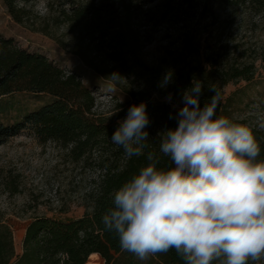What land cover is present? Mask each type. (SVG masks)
I'll use <instances>...</instances> for the list:
<instances>
[{
	"label": "rangeland",
	"instance_id": "1",
	"mask_svg": "<svg viewBox=\"0 0 264 264\" xmlns=\"http://www.w3.org/2000/svg\"><path fill=\"white\" fill-rule=\"evenodd\" d=\"M84 1L30 0L25 4L28 18L17 23L0 0V35L76 73L93 94L96 116L112 123L123 120L130 106L142 102L139 95L133 97L131 93L146 90L148 128L161 130L159 104H167L173 110L183 106L182 95L174 91L175 84L187 79L198 81L202 72L221 69L232 58L251 62L264 46V11H250L240 0H128L143 3L144 8L158 13L153 24L142 27L146 41L141 56L160 74L150 77L147 85L133 78L120 79L115 92H106V78L87 61L104 70L112 64L88 45L74 27L64 23L61 15L71 4ZM164 2L170 12L162 16L159 14ZM254 62L256 69L251 80L223 86L221 115L264 132V61L258 58ZM168 76L171 80L166 82ZM51 100L44 93L3 96L0 123L21 121L27 113ZM97 173L94 163L75 161L67 148L53 141L41 142L28 130L0 144V220L13 232L15 252L21 251L31 218L45 216L64 221L89 211L88 192ZM103 262L99 255L88 258L85 264ZM258 264H264V260Z\"/></svg>",
	"mask_w": 264,
	"mask_h": 264
},
{
	"label": "trees",
	"instance_id": "2",
	"mask_svg": "<svg viewBox=\"0 0 264 264\" xmlns=\"http://www.w3.org/2000/svg\"><path fill=\"white\" fill-rule=\"evenodd\" d=\"M29 1L2 0L8 14L17 23L28 18L25 4ZM240 2L255 13L264 11V0ZM168 7L164 2L159 15L169 13ZM61 15L64 23L74 27L88 45L112 64L111 68L104 70L86 60L102 77L117 72L121 79L133 78L147 85L150 77L160 74L158 68L147 65L141 56V47L146 41L142 27L153 24L155 15H158L144 8L143 3L86 0L71 4L62 10ZM258 58L264 61V46L254 60ZM254 60L247 62L232 58L221 69L202 72L198 80L203 86L201 106L214 95L209 88H215L222 97L224 85L251 80L256 69ZM174 86V91L182 95L192 86V81L187 79ZM19 92L44 93L52 100L27 113L21 121L10 125L0 123V144L22 130H28L41 142L53 141L67 148L73 160L94 163L98 173L88 192L90 210L79 218L64 221L45 216L31 218L24 231L20 253L15 252L10 226L0 220V264H85L92 253L100 255L104 264H183L174 251L140 261L121 249L115 233L104 229L101 217L112 206V193L148 163L146 155L128 158L122 147L112 143L111 135L118 123L96 116L93 94L76 73L66 71L45 55L30 52L13 39L0 35V98ZM136 95L142 102L149 99L146 90L131 93L133 97ZM159 105L163 128L151 131L147 127L149 148L145 153L155 152L159 157L157 166L166 169L173 165L159 151L158 133L177 126L178 110L167 104ZM222 107L221 100L217 116H221ZM252 130L261 146L258 159H264V132Z\"/></svg>",
	"mask_w": 264,
	"mask_h": 264
},
{
	"label": "clouds",
	"instance_id": "3",
	"mask_svg": "<svg viewBox=\"0 0 264 264\" xmlns=\"http://www.w3.org/2000/svg\"><path fill=\"white\" fill-rule=\"evenodd\" d=\"M121 79L106 77V92ZM171 76L166 77V82ZM201 106L203 86L194 80L182 93L177 126L158 133L159 151L172 167L159 168L149 148L146 103L130 106L111 135L142 166L112 193L101 217L123 251L140 261L174 251L183 264H258L264 260V159L251 127L217 116L222 100ZM171 97L169 96V99Z\"/></svg>",
	"mask_w": 264,
	"mask_h": 264
},
{
	"label": "bare ground",
	"instance_id": "4",
	"mask_svg": "<svg viewBox=\"0 0 264 264\" xmlns=\"http://www.w3.org/2000/svg\"><path fill=\"white\" fill-rule=\"evenodd\" d=\"M98 256H99V255H98L97 253H92V254L89 256V258H90V259H95V258H98ZM91 261H92V260H91ZM101 262H102V261H101ZM101 262H100V263H101ZM89 263H90V262H89ZM89 263H88V264H89ZM103 263H104V262H103ZM103 263H102V264H103Z\"/></svg>",
	"mask_w": 264,
	"mask_h": 264
}]
</instances>
